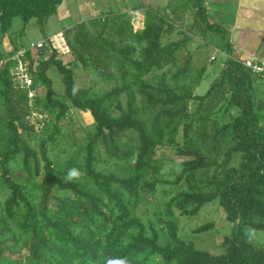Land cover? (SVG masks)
<instances>
[{
  "label": "trees",
  "instance_id": "1",
  "mask_svg": "<svg viewBox=\"0 0 264 264\" xmlns=\"http://www.w3.org/2000/svg\"><path fill=\"white\" fill-rule=\"evenodd\" d=\"M61 2L0 0V264H264L254 238L264 232V99L256 95L264 76L210 23L204 0L148 9L141 30L131 13L76 23L62 34L68 62L50 38L37 51L7 39L14 18L44 28ZM187 8L189 24L177 15ZM172 35L182 38L165 41ZM217 36L224 67L195 95L207 67L197 68L192 55L181 62L178 52ZM20 49L32 100L11 76ZM51 69L62 78L60 92ZM80 69L95 76L91 84ZM99 81L113 87L99 93ZM73 109L91 116V130L62 123ZM162 148L183 158L169 178ZM159 187L168 200L156 204ZM214 202L230 226L218 254L183 238L179 222ZM147 204L155 223L137 215ZM215 228L207 222L193 233Z\"/></svg>",
  "mask_w": 264,
  "mask_h": 264
},
{
  "label": "rangeland",
  "instance_id": "2",
  "mask_svg": "<svg viewBox=\"0 0 264 264\" xmlns=\"http://www.w3.org/2000/svg\"><path fill=\"white\" fill-rule=\"evenodd\" d=\"M185 1L188 0H184V2ZM161 5H163V2H161ZM189 5L192 6V3H189L188 6ZM92 9L85 8L86 12L84 13L83 17H88L87 12L92 11ZM117 10L123 12L122 8H118ZM160 10H163V6H161ZM107 14L108 13H103V14L101 13L94 18L98 19L102 15L105 16ZM141 15L144 16V12H141ZM132 17H133L132 21L135 29L141 30L143 28L142 22L138 21L137 16L132 15ZM79 19H81V17L76 14H74L70 18L71 22L68 21L63 24H61L62 22L56 23L53 19H46L44 23V28H42L35 19H30L27 22H25L20 17H16L13 19L10 30L7 34V39H10L13 45L22 46L23 48H29L30 46L35 45L41 41H45L46 38H50L52 39V44L60 51L61 53L60 58H62L65 62H68L72 60V57L69 55V53H67L68 52L67 47L63 42V40H61L63 36H61L60 34L55 36H50V35L56 31L61 30L62 28H67L71 26L72 24L70 23H73L72 20L77 22ZM85 19H87L86 21H88V19L91 18H85ZM181 38H182L181 36L172 35L169 38H167L165 41H170V40L177 41ZM215 40L216 41L213 42L209 38L208 42L203 43L201 40L195 39L187 45L186 49L178 52V57L180 58L181 62H184L187 59L188 55H192L193 64L197 66V68L204 66L207 67V72L203 76V80L201 84L198 86V88H196L195 95L198 96L204 95L210 88L214 78L217 75H219L220 70L224 67V63L226 60L225 56L222 54L220 50L217 49L218 46L216 47V45L221 46V43H223V41L219 36H217ZM33 50L37 51V49H33ZM213 58H215L216 60L211 62ZM79 73L81 74L82 82L85 83L86 85L91 84V82L95 79V76L92 73H90V71H84L80 69ZM158 74L161 75L162 72H159ZM49 75L53 80L55 89L59 92L62 91L63 83L61 76L56 72L55 69H51L49 71ZM112 87L113 84L106 85L105 83L99 81L96 90H99V93H102L103 91L107 89H111ZM256 95L257 97L264 99L263 80L258 79L256 83ZM190 107H192V105H190ZM62 123L72 126V128L75 130H81L83 127L88 128V130H91L93 120L88 113H83L80 110L73 109L71 113L68 115L67 119L63 120ZM158 156L161 157L164 161V169H163L164 176H168V178L169 175L172 172H174V170H178L176 164L183 160V158L177 156L175 150L171 148L160 149L158 152ZM162 189H163L162 187H159L155 199L152 198L156 204L162 203L164 200H168V197H165V199L162 198L163 196L161 193ZM152 199L151 201H153ZM154 210H155L154 205H148V204L143 205L138 208L137 215L142 217L145 223H150V222L155 223ZM178 213L179 212H177V215ZM179 220H180L179 221L180 231L183 238H185L188 241L192 240L198 249L210 250L216 254L222 251V244L224 242L225 236L229 234L230 226L228 225L229 223L224 220V216L220 212V210L217 209L216 202L206 206L200 212L199 215L191 219L182 217ZM207 222H213L218 230L215 228L214 231L207 232L200 236L194 235L193 231L199 225ZM255 233L256 234L254 238L256 239V242L264 245V232H255Z\"/></svg>",
  "mask_w": 264,
  "mask_h": 264
},
{
  "label": "crops",
  "instance_id": "3",
  "mask_svg": "<svg viewBox=\"0 0 264 264\" xmlns=\"http://www.w3.org/2000/svg\"><path fill=\"white\" fill-rule=\"evenodd\" d=\"M171 1L62 0L56 14L48 19H53L56 23L62 22L61 24L71 22L70 18L74 14L79 15L81 19L77 22L72 20L71 26L62 28L50 36L58 34L62 36L66 29L73 27L76 23L86 21L85 18L92 19L101 13H131L138 17L139 22L144 24L145 12L148 9L156 10L160 9L161 6L164 8ZM161 2H163V5H161ZM203 5L208 11L210 23L218 24L227 32L228 41L240 54L241 60L259 61L264 59V0H204ZM85 8H93L92 11L87 12L88 17H83L86 12ZM118 8H122L123 12L118 11ZM141 12H144V16L141 15ZM177 15L181 17L182 23L185 24H189L193 20L192 12L188 8L187 10H181ZM216 47L224 56L226 55L227 52L222 45H216ZM5 48L6 50L12 49L9 40L5 41Z\"/></svg>",
  "mask_w": 264,
  "mask_h": 264
},
{
  "label": "built area",
  "instance_id": "4",
  "mask_svg": "<svg viewBox=\"0 0 264 264\" xmlns=\"http://www.w3.org/2000/svg\"><path fill=\"white\" fill-rule=\"evenodd\" d=\"M63 36V35H62ZM52 42V39H50ZM61 40L65 43L64 38L62 37ZM48 43L46 41H41L35 45L30 46L31 49H41L45 46H47ZM66 45V44H65ZM67 47V46H66ZM68 51V48H67ZM25 50L20 49L16 52V54L11 58L12 61H14L15 65L12 68L11 76L13 78L14 84L22 89L27 90L29 93L30 100L34 99L36 95V91L32 89L33 86V79L28 71L27 63L24 61L25 56ZM245 66L249 69H251L252 72L263 75L264 76V59L259 61H249L245 60ZM6 63V61L0 62V67L3 66ZM38 114H33V120H35V117H37Z\"/></svg>",
  "mask_w": 264,
  "mask_h": 264
},
{
  "label": "clouds",
  "instance_id": "5",
  "mask_svg": "<svg viewBox=\"0 0 264 264\" xmlns=\"http://www.w3.org/2000/svg\"><path fill=\"white\" fill-rule=\"evenodd\" d=\"M77 175V172L73 169V170H69L68 174H67V179L71 180L73 177H75Z\"/></svg>",
  "mask_w": 264,
  "mask_h": 264
}]
</instances>
